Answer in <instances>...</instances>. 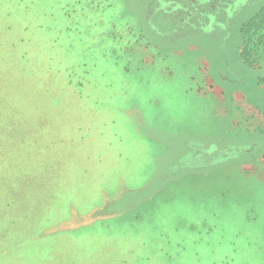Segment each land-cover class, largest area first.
Here are the masks:
<instances>
[{
	"label": "rangeland",
	"instance_id": "rangeland-1",
	"mask_svg": "<svg viewBox=\"0 0 264 264\" xmlns=\"http://www.w3.org/2000/svg\"><path fill=\"white\" fill-rule=\"evenodd\" d=\"M263 6L0 0V264H264Z\"/></svg>",
	"mask_w": 264,
	"mask_h": 264
},
{
	"label": "flooded vegetation",
	"instance_id": "flooded-vegetation-1",
	"mask_svg": "<svg viewBox=\"0 0 264 264\" xmlns=\"http://www.w3.org/2000/svg\"><path fill=\"white\" fill-rule=\"evenodd\" d=\"M138 3L139 13L147 26L157 17L152 31L162 40L176 42L186 36L202 35L207 37V14L217 11L224 5H230L232 0H134ZM256 142L244 149L251 155ZM191 150V146L187 147ZM209 150V149H207ZM210 151V150H209ZM238 149H229L225 158L238 157Z\"/></svg>",
	"mask_w": 264,
	"mask_h": 264
},
{
	"label": "trees",
	"instance_id": "trees-1",
	"mask_svg": "<svg viewBox=\"0 0 264 264\" xmlns=\"http://www.w3.org/2000/svg\"><path fill=\"white\" fill-rule=\"evenodd\" d=\"M260 13H261V23H262V30H263V32L260 35V40L262 41L264 45V6L261 8Z\"/></svg>",
	"mask_w": 264,
	"mask_h": 264
}]
</instances>
